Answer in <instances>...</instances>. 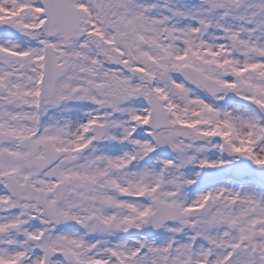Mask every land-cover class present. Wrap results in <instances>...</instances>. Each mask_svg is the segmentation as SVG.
<instances>
[{
  "label": "snow or ice",
  "instance_id": "6c2138e0",
  "mask_svg": "<svg viewBox=\"0 0 264 264\" xmlns=\"http://www.w3.org/2000/svg\"><path fill=\"white\" fill-rule=\"evenodd\" d=\"M0 264H264V0H0Z\"/></svg>",
  "mask_w": 264,
  "mask_h": 264
}]
</instances>
